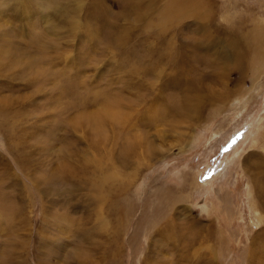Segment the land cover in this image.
<instances>
[{
    "label": "rangeland",
    "instance_id": "rangeland-1",
    "mask_svg": "<svg viewBox=\"0 0 264 264\" xmlns=\"http://www.w3.org/2000/svg\"><path fill=\"white\" fill-rule=\"evenodd\" d=\"M262 28L264 0H0V264H264Z\"/></svg>",
    "mask_w": 264,
    "mask_h": 264
},
{
    "label": "snow or ice",
    "instance_id": "snow-or-ice-1",
    "mask_svg": "<svg viewBox=\"0 0 264 264\" xmlns=\"http://www.w3.org/2000/svg\"><path fill=\"white\" fill-rule=\"evenodd\" d=\"M77 60L78 61H80V57H79V55H78V57H77ZM82 64H85V65H87V64H89V58H88V55L85 53L84 54V59L82 60V61H80ZM44 99V97H40L38 100H36V101H34V103H39L40 102V100H43ZM90 106H94V105H90ZM106 107H108V108H112V107H116V108H118L119 107V105L118 104H115V103H113V102H108L107 104H106ZM79 111V109H73V112H78ZM116 115H117V117H119L120 116V114L119 113H116ZM79 119H84V117H80ZM74 123L76 124V126L77 127H79V123L77 122V121H74ZM117 123L119 124L120 123V120L119 119H117ZM143 127H149L148 125H143ZM162 134H164V135H166V133H164L163 132V130H162ZM149 135L150 136H152V139L153 140H155V133H149Z\"/></svg>",
    "mask_w": 264,
    "mask_h": 264
},
{
    "label": "bare ground",
    "instance_id": "bare-ground-1",
    "mask_svg": "<svg viewBox=\"0 0 264 264\" xmlns=\"http://www.w3.org/2000/svg\"><path fill=\"white\" fill-rule=\"evenodd\" d=\"M139 4V3H137ZM258 41H257V50H258V57H261L264 60V28L257 33ZM256 37V36H255ZM236 40L233 39L232 44H235ZM238 43V42H237ZM260 67L262 68L261 71H264V62L261 63ZM263 73V72H262ZM259 75V74H258Z\"/></svg>",
    "mask_w": 264,
    "mask_h": 264
}]
</instances>
